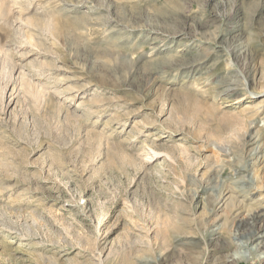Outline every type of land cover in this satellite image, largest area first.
I'll return each instance as SVG.
<instances>
[{
	"label": "rangeland",
	"instance_id": "1",
	"mask_svg": "<svg viewBox=\"0 0 264 264\" xmlns=\"http://www.w3.org/2000/svg\"><path fill=\"white\" fill-rule=\"evenodd\" d=\"M263 212L264 0H0V264H264Z\"/></svg>",
	"mask_w": 264,
	"mask_h": 264
},
{
	"label": "bare ground",
	"instance_id": "2",
	"mask_svg": "<svg viewBox=\"0 0 264 264\" xmlns=\"http://www.w3.org/2000/svg\"><path fill=\"white\" fill-rule=\"evenodd\" d=\"M246 108L249 110L251 108V106L247 104L246 105ZM224 190H227V189L224 188ZM227 194H228V196L224 200H231L232 201V200L235 199V196L233 195V193L231 192V190L224 191V193L222 195V198L225 195H227ZM221 201H222V199H221ZM224 203H226V201H224ZM261 212L262 211H256L253 208H249L248 209V213H249L248 216H249V219L251 221V224H250L251 227H253L255 225L256 221L261 218V215H262ZM249 229H250V227H249ZM258 229L259 230L256 233H254L250 237V239L248 238L245 241L240 240L241 237L244 236V235H242L240 233V237H238L239 240L237 241V243H235V246H236V250L235 251H236V253H235V256H233V258L235 260H248V259H250V258H252L254 256L253 255L254 253H258L259 251L261 253H264V226H261V228H258ZM257 239H258V241H257L256 244L250 245L249 241L257 240ZM261 257H264V256H261ZM257 259H259V258H257ZM139 261H140V264H147L148 263L147 261H142V260H139Z\"/></svg>",
	"mask_w": 264,
	"mask_h": 264
}]
</instances>
